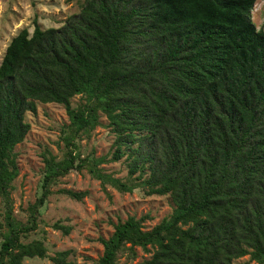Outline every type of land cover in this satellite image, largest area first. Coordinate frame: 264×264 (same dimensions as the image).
<instances>
[{
	"label": "trees",
	"instance_id": "1",
	"mask_svg": "<svg viewBox=\"0 0 264 264\" xmlns=\"http://www.w3.org/2000/svg\"><path fill=\"white\" fill-rule=\"evenodd\" d=\"M255 0H84L57 27L21 29L0 62V264L44 258L37 228L50 185L85 168L119 192L140 186L168 195L169 216L150 229L148 213L113 224L97 264H235L248 255L264 264V31L251 20ZM83 101L71 105V98ZM36 102L65 106L70 133L63 156L43 152L41 194L27 223L13 216L18 176L15 146L30 130ZM113 134L106 156L81 157L75 137L102 124ZM124 158V179L102 163ZM77 200L87 191L61 189ZM53 228L68 234L70 226ZM70 250L55 264H73ZM127 264V263H124Z\"/></svg>",
	"mask_w": 264,
	"mask_h": 264
},
{
	"label": "rangeland",
	"instance_id": "2",
	"mask_svg": "<svg viewBox=\"0 0 264 264\" xmlns=\"http://www.w3.org/2000/svg\"><path fill=\"white\" fill-rule=\"evenodd\" d=\"M84 0H0V62L10 40L23 28L31 33L33 19L36 17L42 28L60 26L64 20L81 9ZM251 20L257 29L264 31V0H255L251 10ZM71 105L83 101L81 95L71 98ZM36 113L27 112L26 121L30 130L24 140L15 146L17 151L18 176L12 182L10 193L13 203V216L19 223H27V208L41 194L43 176L42 153L47 151L57 159L63 156L62 136L70 133L69 119L62 104L36 102ZM102 124L97 125L89 136L78 134L75 141L81 157L106 156L112 149L113 134ZM105 171L114 176L125 178L127 164L124 158L119 161L102 163ZM109 196L104 192L99 180L83 168L72 169L50 185L51 193L39 208L37 228L22 237V241L41 239L46 248L44 258H25L23 264H55L50 257L56 252L70 250L68 259L73 264H97L103 245L99 237L107 238L113 232V224L123 221L127 216L140 218L146 213L144 229H150L162 218L169 216L173 205L169 196L145 194L140 186L132 192H119L113 186L105 185ZM61 189L87 191V195L77 200ZM3 204L0 197V221L3 219ZM58 222L71 227L68 234L53 228ZM1 223V222H0ZM1 241V233H0ZM136 256L131 258L127 252L118 253L116 264H134L150 257L140 247H135ZM235 264H259L248 255L234 260Z\"/></svg>",
	"mask_w": 264,
	"mask_h": 264
}]
</instances>
